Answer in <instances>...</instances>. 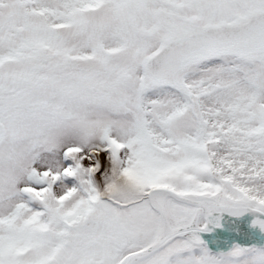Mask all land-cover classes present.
<instances>
[{"label":"snow or ice","instance_id":"obj_1","mask_svg":"<svg viewBox=\"0 0 264 264\" xmlns=\"http://www.w3.org/2000/svg\"><path fill=\"white\" fill-rule=\"evenodd\" d=\"M0 264H264V0H0Z\"/></svg>","mask_w":264,"mask_h":264}]
</instances>
